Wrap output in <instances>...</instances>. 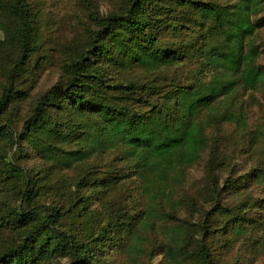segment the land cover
<instances>
[{"label":"trees","instance_id":"16d2710c","mask_svg":"<svg viewBox=\"0 0 264 264\" xmlns=\"http://www.w3.org/2000/svg\"><path fill=\"white\" fill-rule=\"evenodd\" d=\"M90 21L35 93L31 0H0V264L264 257V121L244 99L264 102V0H117Z\"/></svg>","mask_w":264,"mask_h":264},{"label":"rangeland","instance_id":"374dc122","mask_svg":"<svg viewBox=\"0 0 264 264\" xmlns=\"http://www.w3.org/2000/svg\"><path fill=\"white\" fill-rule=\"evenodd\" d=\"M116 1L31 0L33 13L42 32L45 50L33 59L30 76L26 78L24 86L21 88L25 90L34 89L33 92L40 93L56 83L60 73L59 66L64 58V49L76 43L84 35L85 29L91 22L90 16L92 14L95 12L106 13L115 5ZM0 37H2L1 33ZM262 40L264 42V31ZM261 61L264 64V47ZM31 85H33V88H31ZM244 99L249 101L251 105L248 114L249 126L253 130L264 121V102L259 95H254L251 98L250 95H246ZM26 108H28V103H26ZM233 126L225 130L221 135V147L225 152L222 153V156L226 154L229 158L235 153L233 143L230 141L234 134L233 129L235 127ZM251 164L245 158H242L241 162H239L240 168L243 169L248 168ZM201 165L191 170L194 181L192 192L193 190L196 191L199 180L203 176V165ZM170 248L172 249L171 246ZM237 253L238 250H234L229 256L225 257L224 261L233 260L237 257ZM162 262L163 256H158L154 260V264H161ZM253 264H264V257L259 260H253Z\"/></svg>","mask_w":264,"mask_h":264}]
</instances>
